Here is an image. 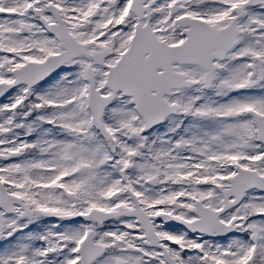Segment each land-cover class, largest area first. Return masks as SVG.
Instances as JSON below:
<instances>
[{
    "label": "snow or ice",
    "instance_id": "obj_1",
    "mask_svg": "<svg viewBox=\"0 0 264 264\" xmlns=\"http://www.w3.org/2000/svg\"><path fill=\"white\" fill-rule=\"evenodd\" d=\"M0 264H264V0H0Z\"/></svg>",
    "mask_w": 264,
    "mask_h": 264
}]
</instances>
